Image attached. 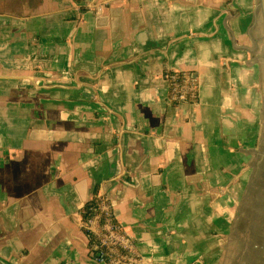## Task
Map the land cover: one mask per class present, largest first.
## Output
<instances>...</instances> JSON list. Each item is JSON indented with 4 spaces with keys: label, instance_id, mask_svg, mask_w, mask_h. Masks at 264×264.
I'll use <instances>...</instances> for the list:
<instances>
[{
    "label": "water",
    "instance_id": "95a60500",
    "mask_svg": "<svg viewBox=\"0 0 264 264\" xmlns=\"http://www.w3.org/2000/svg\"><path fill=\"white\" fill-rule=\"evenodd\" d=\"M128 3L131 15L145 10L139 31ZM121 9L138 35L137 76L155 60L143 151L158 261L264 264V0H121Z\"/></svg>",
    "mask_w": 264,
    "mask_h": 264
},
{
    "label": "crops",
    "instance_id": "0c3cea01",
    "mask_svg": "<svg viewBox=\"0 0 264 264\" xmlns=\"http://www.w3.org/2000/svg\"><path fill=\"white\" fill-rule=\"evenodd\" d=\"M117 1L0 0V264H98L80 226L81 209L97 192L117 200L121 219L136 236V216L155 217L152 181L143 183L139 165L141 182L134 186L140 200L125 208L118 200L132 189L120 179L131 158L126 147L138 143L148 163L143 131L126 122L107 81L116 72L104 63L121 46H114L116 38L99 19L115 18ZM97 7L101 16H92L89 8ZM90 44L104 71L81 80ZM128 44L118 74L137 75ZM148 222L139 233L157 241ZM145 256L158 264L152 254Z\"/></svg>",
    "mask_w": 264,
    "mask_h": 264
},
{
    "label": "bare ground",
    "instance_id": "6f19581e",
    "mask_svg": "<svg viewBox=\"0 0 264 264\" xmlns=\"http://www.w3.org/2000/svg\"><path fill=\"white\" fill-rule=\"evenodd\" d=\"M119 2L120 0L117 1V7L119 6ZM129 5H131L132 7L134 6L128 3L127 11L129 13V16L133 17V24L135 27L134 30L139 31L143 29V24H144L143 18L145 15V10L142 8H139L131 15V12L129 10H131L132 8H129ZM94 10H97V8H89L90 13L92 14H94ZM106 17L108 19V24L106 25V27L109 26L110 28L106 32L111 33V36H114L116 38V41L114 42V46H121V51L118 50L120 47L116 48L117 50V51L115 50L116 57H113L111 60L113 64H118V62H120V60H118L119 57H126V48H125L126 42H129L131 39L135 40V36L137 34L131 30L132 28L130 26L132 24L131 22L129 23V28H128L129 30L127 32V21H124V22L120 21L118 12L115 18L113 16H106ZM106 17H103V18H106ZM128 45L130 46V49H132V46L130 44ZM136 45H138L137 41H136ZM140 63L142 64V67L146 69V72H147L146 76L144 77L137 76L132 71H130V73L128 71H124L122 74H118L121 85H120V90L117 89V91H119V97H120L119 98L120 102L118 104L119 105L118 107H119V110L124 115L126 122L129 124L135 123L134 127L135 125H138L141 127V130L143 131V124H144L145 118L149 120L150 128H151V124H153L154 122V119L156 116L154 114L153 109L155 107V102L157 101H155L156 100L155 99V89L147 83V82L151 83L154 80V76L152 74L150 65L155 64V60L154 58L151 59L149 62L147 60H142ZM126 73L127 75H125ZM93 78L97 79L98 77L93 76ZM133 80L137 84H139L137 88H135L136 84L133 82ZM157 126H159V129L157 132L161 139L162 138L161 136L162 126L160 125V123L157 124ZM146 146L147 144L146 142H144L143 147H146ZM126 150H127V154L137 162L136 165H139L144 169L145 178L143 180V183L146 184L147 182L152 181L153 172L148 169L146 165V160L141 157L142 153H141L140 145L138 143H135L133 145L129 144L126 147ZM122 159L124 160V158ZM150 162L153 163V160L150 159ZM130 199H133V197H126V196H122L121 194L118 195V200L120 201V204L123 208H125L126 205H129ZM116 201H117L116 199H113L114 203ZM89 205L92 206L93 208H99L100 207L99 198L92 200L89 203ZM109 217L114 221H118L119 219H121V216L116 213L110 214ZM126 217L132 218L130 214H127ZM148 221L154 224L156 231H157V235H158L159 246L162 247V241L160 239V232L157 227L158 219L156 217V212H155L154 219L149 218ZM136 225H137V231H136L137 236L132 231L133 235L139 240H143L145 238V241H146V244L143 248L140 243L141 241L138 240L139 249L141 251V256L136 258V262H132L131 259L136 257V254L128 252L127 249H121L122 254L127 257L128 259L127 264H144V263L150 264V261L145 256V254L150 253L156 258H158L157 250H156V243L151 237L148 238V236H146L143 231H141L142 233H139L140 226L138 224ZM163 256H165L164 253L160 255V262H158V264H167L166 258Z\"/></svg>",
    "mask_w": 264,
    "mask_h": 264
},
{
    "label": "built area",
    "instance_id": "2783aa9c",
    "mask_svg": "<svg viewBox=\"0 0 264 264\" xmlns=\"http://www.w3.org/2000/svg\"><path fill=\"white\" fill-rule=\"evenodd\" d=\"M94 15L101 16L99 9L94 10ZM99 208H93L89 205L87 208V224L92 230L95 239V259L98 264H127L128 259L122 254L121 249H127L128 252L136 254L132 262L141 256L139 241L132 231L125 226L122 219L112 220L110 214H118V208L104 198H99Z\"/></svg>",
    "mask_w": 264,
    "mask_h": 264
},
{
    "label": "rangeland",
    "instance_id": "374dc122",
    "mask_svg": "<svg viewBox=\"0 0 264 264\" xmlns=\"http://www.w3.org/2000/svg\"><path fill=\"white\" fill-rule=\"evenodd\" d=\"M117 8H119V7H116V9ZM97 9L102 11L101 8H99V7H97ZM123 10L124 9H121V2H120V9L118 10L119 20L120 21L121 20L123 21V18H124ZM116 15H117V13H116ZM86 52H90V55L86 58V60L83 63L84 69L81 70V74H80V79L81 80H90L91 76L97 77L101 72L104 71L101 68V66L99 65V62H97V59H95L96 51H95V48H94V44H90V47L88 48V50ZM100 60L103 61V59H100ZM130 61L132 62L131 66L134 67L135 66L134 60L131 58ZM104 64H106L108 67H111L113 72H116L115 74H112L111 79H110V77H108V80H107L108 81V85H109V90L112 91L111 98L115 99L119 95V91H117V86H116V83L119 82L117 74L120 72L122 67H121L120 64H113L112 62H108V61H106ZM118 109H117V111H119ZM135 130L137 131V127L135 128ZM114 154H115V152L112 151L110 156H109L110 161L113 159V155ZM111 162H113V160ZM136 164H137V162L133 158H130L129 162H127V164L123 167L122 174H121L122 176H125L127 179H125V177L124 178L123 177L120 178V179H122L124 181L126 180L127 184H130L132 186L131 191H127L128 192V197H133V199H130V202L132 203V205H134L133 201H134L135 197L138 200H140V196H139L138 192L135 190V186H134V184L136 182H139V183L141 182L140 176H138L137 171H136L137 168H138V166ZM111 178L113 179L112 182L114 184H116V185H117V182L120 181L119 177L116 176V175L112 176ZM125 187H127V186L125 185ZM136 219L139 221V226L140 227H144V226L147 225L148 219L145 216V214L141 213L139 216H136ZM148 224H149V222H148ZM136 227H137V225H136ZM140 243H141V246L143 247V246H145L146 241L143 239V240H141ZM156 263H157V261H156Z\"/></svg>",
    "mask_w": 264,
    "mask_h": 264
},
{
    "label": "flooded vegetation",
    "instance_id": "af4514ba",
    "mask_svg": "<svg viewBox=\"0 0 264 264\" xmlns=\"http://www.w3.org/2000/svg\"><path fill=\"white\" fill-rule=\"evenodd\" d=\"M102 13V12H101ZM92 16H94V14L91 13ZM97 198H104L107 202H109L110 204H112L114 206V208H117L115 203L113 202L112 199L108 198L104 193L102 192H97L96 194H94L93 198H91L90 200H88L86 202V204L82 207L81 209V222H80V226L82 228V231L85 233L86 237L88 238V244H89V255L90 257L96 261L95 256H96V250H95V239L93 237V233L92 230L89 228L88 224H87V208L89 207V203ZM97 262V261H96Z\"/></svg>",
    "mask_w": 264,
    "mask_h": 264
}]
</instances>
